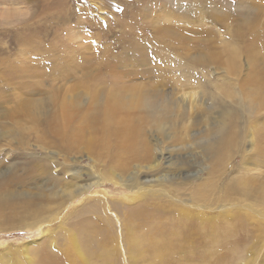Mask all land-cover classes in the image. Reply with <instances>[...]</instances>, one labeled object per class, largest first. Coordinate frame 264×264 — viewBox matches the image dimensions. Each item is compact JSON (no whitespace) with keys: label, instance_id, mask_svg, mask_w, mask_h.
I'll return each instance as SVG.
<instances>
[{"label":"rangeland","instance_id":"rangeland-1","mask_svg":"<svg viewBox=\"0 0 264 264\" xmlns=\"http://www.w3.org/2000/svg\"><path fill=\"white\" fill-rule=\"evenodd\" d=\"M33 3L0 0V175L15 169L18 175H26L29 185L24 189L35 193L40 190L34 187L38 179L28 170L31 164L27 163L36 160L46 165L35 170L37 174L48 170L57 179L53 191L61 187L57 183L70 184L75 180L66 176L60 170L62 167L83 172V180L73 183L80 185L91 176L102 177L106 173L99 183L56 209L57 215H67L86 196L132 203L136 198H130L138 187L131 188L127 183L137 171V182L149 184L140 193H155L183 209L170 218L159 219L163 226L184 223L192 231L188 242L177 236L178 244L173 247L178 255L181 248L193 245L196 255L182 257L180 261L184 264H201L198 260L208 252L214 257L209 264H264V86H260L264 83V0L207 1L206 17L195 10L200 4L195 5L193 0H42L41 3L33 0ZM28 6L32 11L24 14ZM219 13L222 19L212 17ZM26 37L37 47L27 49ZM227 46L237 47L235 57L223 49ZM231 58L235 60L233 66ZM21 67L41 74L38 84L30 88L31 93L14 86V71ZM86 84L107 91H101L102 102L106 95L102 93H108L109 85L118 89L125 108L128 107L122 108L120 115L131 116L130 123L142 129L148 153L140 152L135 159L127 154L132 159L124 172L116 170L112 161L103 167V161L108 159L105 154L98 156L83 148L80 153H71V157L78 156L79 160L65 161L58 148L53 147L52 153H48L41 147V141L36 140L45 132L44 128L50 131L64 120L65 113L58 101L73 100L70 95L75 93L81 101L79 112L91 107V97L84 94ZM145 95L166 104V114L159 121L162 129L154 125V120L142 117ZM43 96H49V106L37 118L39 127L24 128L28 125L25 117H21L23 126L12 122V110L19 101L26 98L38 103ZM71 114L75 117L76 112ZM96 123H92L93 128L98 127ZM230 138L235 144H228L232 152L225 158ZM49 156L57 158L62 167ZM154 156L160 158L153 159ZM40 205L46 206L44 202ZM109 210L116 211L110 206ZM60 218L37 225H31V219L25 218V226L0 228V264H42L37 252L46 240L50 244L48 251H56ZM140 223L147 225L142 219ZM201 224L212 228L211 231L225 232L211 244L201 245L203 242L193 230ZM114 228L113 239L108 243L111 236L104 235L107 250L111 249L108 256L113 258L112 264H149L136 260L142 252L135 255L131 252L129 261L123 258V252L127 254L123 234L121 238L116 223ZM141 230L145 236V229ZM132 237L138 239L136 246L141 247L140 235ZM213 237L217 238L215 234ZM74 263L100 264L90 258L76 259Z\"/></svg>","mask_w":264,"mask_h":264},{"label":"bare ground","instance_id":"bare-ground-1","mask_svg":"<svg viewBox=\"0 0 264 264\" xmlns=\"http://www.w3.org/2000/svg\"><path fill=\"white\" fill-rule=\"evenodd\" d=\"M22 1H32L33 3V0ZM34 1L41 3L42 0ZM193 1L195 5L196 3L200 4V2L198 1H203L204 3L200 4L199 9L196 5L195 10L202 17L208 16V13L205 11L208 7V5L206 4L207 1L211 2L212 0ZM31 9L32 7L30 8L28 6V11L26 10V12L24 11L23 13L28 14V12L32 11ZM4 11H6V9ZM7 11L12 15L14 14V12L11 10ZM212 17H217V19L219 20L222 19L223 15L219 13L218 15ZM25 41L26 46H28L26 47L27 49L33 50L37 47L33 46L28 37L25 38ZM223 49L232 54L233 57L237 55L236 46H227L226 48L223 47ZM212 59L214 58L212 57ZM233 60L234 58L230 59V66H233ZM21 68L22 69H16V71H14V86L24 87V89H26V93H31L30 88L38 84L39 79H41V74L32 73V70H23V67ZM84 86V94H86V96H88L89 98L91 97L92 101L89 103L91 107H88V105L87 107L89 109H84L79 112L78 110H80L81 108L79 104H81V101L80 99L78 100L79 95L75 93H72V95H70L73 100L58 101L62 106V113H65L64 120L56 126L53 125L52 130L50 131L45 130L44 128L43 131L45 132H43L42 135L37 136L36 140L41 141V147L43 149L49 150L48 153H52L50 152V149H53V147L58 148L59 152H61L64 158L63 160L65 161L69 158H71L72 160H79L80 158H78V156L71 157V153H80L83 148L88 149V152H90L91 154L92 152H96L98 156H104L103 154H105V157L108 159L106 161H103V167H107L108 161H112V163H115L116 165V170L124 172L128 165V161L132 159L130 157H126L127 154H131L135 159L138 158L140 152H142L143 155H147L148 153L147 144L142 137V129L140 126L132 125L130 123L131 116L120 115V110L122 108L128 109V107L125 108V105L123 104L125 101H123L122 97L118 95V89H116L113 85H109L110 88H108V93H102L106 94L105 101L103 102L99 99L103 88L97 89V86L95 87V84H90L86 87ZM260 86H264V83H261ZM75 88L76 87L71 90H75ZM136 88L138 87H135V89ZM125 90H127V87ZM41 93L45 92L43 91ZM48 97L49 96L41 97L38 103L34 99L26 98L23 101H19V103L12 110V117L14 119L12 120V122L16 125L23 126V124L21 123V117H25L28 119V125H24V128L30 127L35 129V126L39 127L40 125L38 126L37 118L40 115H43L44 113L42 112L44 108L49 106L47 102ZM140 98L138 97V100H141ZM158 99L148 97L146 95L142 98V104H144L146 108L145 111H143L142 117L154 120V125L157 126L158 129H162V122L159 121L163 119L167 109L166 104L163 102V100L158 101ZM132 103L134 104V102ZM128 104L130 105V103ZM57 107H59V105ZM134 110H136V107L132 111ZM141 110L139 109V111ZM73 111L76 112L75 117L71 116V113ZM226 115H228V112L226 113ZM92 123H96L99 129H97V126L93 128ZM222 124H224L223 119H221V125ZM85 130H88V132H84ZM229 143L234 146V139L230 138L227 142L226 153H224L225 158H228L232 152L229 151ZM91 154H89V158L92 162H94ZM49 158H53L56 164L59 167H62L61 163H58L57 158L53 156H49ZM152 158L156 159L160 158V156H154ZM27 164H31L28 170H31V173L36 174V179H38V186L36 185L34 187H38V189L40 190L35 193L26 191L24 188H26V184L29 185L28 181H26L25 179L26 175H18L14 171L15 169H12L8 174L0 175V228H7L9 226H25L24 223L27 222L24 221L25 218L31 219V225H37L42 222L47 223L50 222L52 218L59 219L64 214L57 215L56 209H58L63 204L65 205V202L67 200L73 199L76 194H80L92 185L99 183V179L105 178L106 174L105 173L102 177L96 178L91 176V178L86 180L87 183L81 185L77 183L73 184L75 182L83 180L81 178V174H83V172H81L80 170L73 171V169L65 170L62 167L60 168V170H62L63 172L65 171L66 176L69 175L70 178L75 180H71L70 184L68 182L59 184L57 183V185L61 187H59V190L53 191L52 187H54V183L57 179L52 175L50 176L48 170L44 171L43 174L41 172L37 174L35 171L38 168L46 167V165L37 162V160L35 162H29ZM138 167L139 164L137 165V168ZM147 167L150 168V166ZM112 168H114V166ZM111 172L114 173V170H111ZM31 173L27 172V174ZM135 174L137 175V171L129 176L127 185L131 188L138 187V189L135 190L134 194L130 198L131 200L136 198V200L132 201V203L130 204H126L117 202L118 200L116 202L105 201L106 197L103 201L98 197L93 198V196H86L78 205L74 206L67 215H64L63 218H60V220L57 221L59 222L57 224V227L60 231V235H58L59 244L56 245V251L53 252L54 254H56V256H54L52 252L48 251L49 249H47V244L48 246H50V244L47 243L46 240L45 245H42L43 249L41 248L40 251L37 252V254L40 253V255L38 256V260H40L42 264H54L57 263L56 261L63 262V264H75L74 261H76V259H81L83 261L89 260L90 258L94 259L97 263L100 264H112L113 258H110L108 256V254H111V252H108V250L111 251V249L108 248L107 250V243L108 241L113 239L112 231L115 230L114 223H116L117 225V231H119V233L121 234V238L123 234L122 241L124 240V247L127 250V254L123 252V258L128 261L132 260L131 252L134 255L142 252L141 254H139V258H137L136 260H144L149 264H171V262L174 260L176 261V264L178 263V261L179 264H184V262L180 261L181 259H183L182 257L192 254L196 255L193 251V245L189 244V246L181 248V251L178 255H176V253L173 251V247L178 244L176 241L177 236L179 237V240L187 239V242L190 240L192 231L189 230L188 224H171V226L166 227L163 226V221L159 219L162 216L170 218L175 214L182 212L183 209H178L175 205L164 201L163 198L157 197L155 193H149L147 191L146 193H140V191L144 190V188L146 189L149 184H145L144 186L143 184L137 182ZM8 175H10L9 178H7ZM38 176L45 178H38ZM45 190L50 192L45 193ZM138 190L139 192H137ZM234 191L240 194L235 188ZM34 194H37V196ZM55 198H57V200L54 203L50 202V200H53ZM34 199L37 200L34 201ZM38 199L40 200L39 202H37ZM42 202H44L46 206L40 205ZM109 206L111 207V209L115 208L116 211H107V208ZM141 219L145 223H147L146 226H143L140 223ZM142 227L145 229V232L143 233L145 234V236L141 234ZM121 229H123L122 233ZM193 230L196 233L195 237L199 239L200 242H203L201 243V245H208V243L211 244L212 242L221 238L222 234L225 232V230L222 229L211 231L212 228L209 229L207 225L203 224L193 228ZM108 233L111 236V239L108 238L106 243V238L104 235ZM136 233L140 235L139 241L142 242L141 247H146L145 250H140L141 247L136 246L137 244H139L138 239L136 237H132V234ZM214 234L215 236H217V238L213 237ZM225 234L228 235V233ZM232 234L235 235L233 231ZM24 245L27 248V243H24ZM177 257L179 260H176ZM213 258L214 257L212 256V254L208 252L207 254L202 255L200 257V260H198L199 258L197 260L198 262H201V264H209L210 262H212L211 260Z\"/></svg>","mask_w":264,"mask_h":264}]
</instances>
